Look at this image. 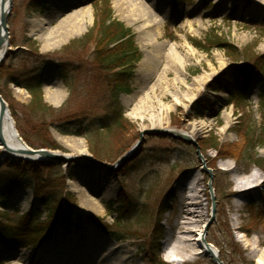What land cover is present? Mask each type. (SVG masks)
Here are the masks:
<instances>
[{
  "label": "rangeland",
  "instance_id": "rangeland-1",
  "mask_svg": "<svg viewBox=\"0 0 264 264\" xmlns=\"http://www.w3.org/2000/svg\"><path fill=\"white\" fill-rule=\"evenodd\" d=\"M34 1L13 0L10 48L0 68L2 96L17 130L21 128L28 137L38 138L46 119L48 135L61 150L45 149L79 157L76 141H81L87 156H93L86 135L107 127L115 108L110 104L107 73L95 64L93 44L77 41L93 27L106 0H42L39 10L32 7ZM107 1L114 18L132 29L142 58L144 51L151 54L144 68L142 61L137 65L131 93L120 95L126 124L111 136L105 133L97 146L109 160L99 161L112 166L140 141L143 132L131 115L135 100L146 96L154 109L159 104L170 108L166 127L147 130L172 132L170 126L181 131L192 123H203L206 129L189 137L196 146L146 135L141 152L116 170L87 161L54 165L64 184L50 180L47 173L41 179L26 176L11 196L0 200V224L13 234L0 240V264H84L77 257L100 246L107 250V261L101 264H214L208 253L192 257L175 251L197 249V235L202 227L203 234L211 219L210 176L205 166L214 175L218 203L208 243L224 264H259L264 256V171L247 156L236 161L229 150L241 144L246 127L254 122L256 138L264 141V8L257 11L254 0H224L222 9L213 0H142L151 14L134 11L132 18L127 3ZM135 1L129 4L132 10ZM88 9L91 19L85 16L81 24L74 21L68 26L73 35L55 44L43 39L65 15ZM72 42L77 43L67 50ZM169 53L179 66L171 64ZM232 53L238 61L230 57ZM252 66L256 71L252 81L239 84L244 75L238 78V69ZM33 80L40 81L45 103L53 108L39 115L28 108L31 92H18ZM216 80L223 88L220 93L207 89ZM56 92L63 95L59 102ZM228 115L229 127L222 132ZM215 138L224 146L220 152L203 148L206 141L214 145ZM255 145L258 157L264 159V147ZM4 166L6 162L0 168ZM114 173L120 175L115 178ZM110 184L113 188L106 190ZM249 185L253 190L235 191L237 186ZM190 196L198 207L188 215L181 209V198ZM88 197L98 205L88 202ZM163 203L166 209L161 212ZM159 220L163 237L157 241L153 231ZM25 228L30 231L27 237H15ZM156 245L161 251L155 250ZM75 251L81 254L72 258ZM168 256L175 262L167 261Z\"/></svg>",
  "mask_w": 264,
  "mask_h": 264
},
{
  "label": "trees",
  "instance_id": "trees-1",
  "mask_svg": "<svg viewBox=\"0 0 264 264\" xmlns=\"http://www.w3.org/2000/svg\"><path fill=\"white\" fill-rule=\"evenodd\" d=\"M41 3L42 0H35L32 7L35 10H39L42 7ZM101 7L102 9L97 16L93 27L85 36L82 37V39L78 40L77 42L84 44L86 43L88 45L93 44V56L95 64L107 73V81L110 82L109 87L111 89L112 97L110 104L115 108L113 113H111L109 116L111 121L107 124V127H99L98 129L86 135V139L89 141L90 151L93 157L98 160L106 161L109 159L104 156L103 152L100 151L97 145L103 141L102 138L105 137V133L106 137L110 134H115L116 132L122 130L126 124V120L123 116V108L120 103V95L123 93H131V82L134 79L136 67L142 59V53L137 45L135 34L133 33L132 29L128 28L124 23L114 18V11L110 6L109 1H104V5ZM77 42L70 43L66 49L68 50ZM198 45L200 44H197V46ZM198 47L204 49L202 46ZM229 55L234 61L239 60L238 56L235 57L234 53ZM242 70L244 71V74L242 73ZM238 71V78L240 74L242 76L244 75V79H241L240 81L236 80L238 83L241 81L247 83L251 77L256 74V71L253 70V66L243 67V69H238ZM11 82L17 84V82H14L13 80ZM21 87L26 88L32 94L31 102L28 105V108L32 111V113L39 115L43 114L47 110L53 109L45 103L43 90L39 80H33ZM234 88L238 89V85L236 84ZM207 89L211 92L218 93L223 91V88L219 85L217 80L211 81L207 85ZM262 104H264V100ZM52 112L54 114V111ZM42 121V125L37 131L38 138L28 137L22 132L21 128H18L22 138L34 148L40 146V148L61 150L60 146L48 135V124L46 119H42ZM255 128V122L250 127L247 126L244 135L242 136L241 144L231 148L229 152H231L230 156L236 161L247 156L245 158H247V160H249L252 165H256L264 171V159L259 158L258 154L255 152V144L258 143V146L264 147V141L261 140V137L256 138L257 134ZM103 132L104 134H102ZM75 135L83 136V134ZM214 141V145H209V141L202 143L203 148H207V150L214 149L216 152H220L224 146H222L217 138H215ZM54 169V164L48 162H9L6 160V166H4L3 169L0 168V200H4L12 195L17 187L23 182V179L28 175H33L37 179H41L47 173L50 180H53L55 183L62 182L61 180H63L64 177L58 178L59 176L54 172ZM67 173L69 178L73 177L72 166H69ZM119 175L120 174L114 173L113 177L116 178ZM61 184L64 183L62 182ZM165 209L166 207H164L163 203L160 207V211L164 212ZM50 212L53 213V208H50ZM121 219L123 220L122 217ZM160 224L161 220L157 221V225L153 231V235L157 241L161 240L163 237V231L159 226ZM102 229L105 228L102 227ZM24 231L25 233L22 234H29L28 228H25ZM11 235L13 234L10 232V230L6 226L0 224V238L8 239L7 237ZM155 250L157 252L161 251L160 245H156ZM158 264H163V262H159Z\"/></svg>",
  "mask_w": 264,
  "mask_h": 264
},
{
  "label": "bare ground",
  "instance_id": "bare-ground-1",
  "mask_svg": "<svg viewBox=\"0 0 264 264\" xmlns=\"http://www.w3.org/2000/svg\"><path fill=\"white\" fill-rule=\"evenodd\" d=\"M117 1H120L123 5H126V3H127V6H128L127 8L129 9V11H131L132 18H134L133 15H135L134 11H137V12L141 11L142 13L144 11V12H146L145 14H147V11H148V13L151 14L148 10L149 7L142 0H136V1L135 0H117ZM134 1L136 2V6L135 7L133 6L134 9L132 10L131 5H129V4H130V2H134ZM200 1H203V0H199V2ZM213 1L216 2L217 8H220V9L223 8V4L225 2L224 0H213ZM254 1H255V5L257 7V11L259 8L260 9L264 8V1H262V0H254ZM8 5H9V0H0V16H2L4 14V12L8 9ZM90 13H91V10L88 9V10H83V11H81V10L80 11H73V12L69 13L68 15H65V17H63L60 20L57 27H55L51 31L47 30L43 39L45 41L47 40L46 43H49V44L52 42H53V44L57 43V39H59L61 42L63 39H66L67 37H70V35H73L72 31L68 30V26H72L74 21H76V23L81 24L80 20L85 16L87 17V20H88V18L91 19ZM254 13L255 12H253L252 15H255ZM87 20H86V24H87ZM76 25H78V24H76ZM9 40L5 46L6 48H8V50L10 48ZM7 45H8V47H7ZM50 46H52V44ZM144 52H145V57L142 60V62L140 63L141 68H144L147 65L146 58L148 59V56L151 54V52H149V51H144ZM4 55H5V53L2 51L0 53V59L4 58L5 57ZM166 57L170 60L172 65H174V66L178 65L179 66V63H178V61L174 55L169 53V55ZM159 63L160 62H158V65H157V63L155 64V68L159 67ZM162 77H160L161 80H163ZM59 87H61V86H59ZM18 92L24 93L25 91L22 89H19ZM48 93H50V92L48 91ZM54 95L56 96L55 101H57V102L61 101V99L63 98V95H60V92H56V93H54ZM135 101H136V108L134 109L131 117L137 123L140 132H144L145 130H147L149 128H164V127H166L165 124H167V119H168L167 116L170 113L169 107H164L161 104H159V108L154 109L153 105L151 107L152 101L149 100V97H147V96L143 97L141 99H138V100L136 99ZM175 104L177 106L182 105V103L178 100H175ZM148 105L150 107H148ZM229 118H230L229 115L227 117H225L226 122H225V126H224L222 132H225L226 129L229 127V120H228ZM167 129L171 130L172 132H174L176 134H179V135H182L185 137L195 138L204 132V130L206 129V126L203 123H192V124H189L187 126L186 130L178 131V130L171 128L170 126L169 127L167 126ZM2 133H3L2 136L4 137L7 145L15 148L16 150H20L21 146L18 144L17 138L15 136V131H14V129L12 127V123L10 121L7 120L4 122ZM76 142L78 143V145H77L78 154L86 155V156L89 155L87 150H86L85 145L81 141H76ZM0 150L4 154L5 157H8L10 159H14L13 156L9 155L6 152V148L4 146L0 145ZM250 186L251 185H249L247 187H243V188H239L240 186H237L235 188V191L238 193H244V192H247L248 190H253V189H249ZM195 187H196V184H195ZM112 188H113V186L110 184L107 186L106 190H109V189L111 190ZM195 199L196 198H193L192 196H190V198L187 197V199L186 198L184 199V197L181 198V209L185 214L189 215L191 211H194V210H191L192 207L193 208L198 207V202ZM87 201L93 205H98L93 197H88ZM202 230H203V227L197 235L199 237L195 240L197 242V249H195V247H190L189 249H186V250H178V251L175 250V251L178 252V254H183L185 252H189V254L192 257L197 256V255L206 256V254L208 252L206 250V247L202 243V239H201ZM106 252H107L106 246H100V247L95 248L92 251L84 252L82 255H79V257H77V256H78V254H81V253L80 252L77 253V251H75L73 253L74 255H72V258L77 257V260H80L84 264H101V263L107 261ZM166 260L171 261V262H175V260L173 258H171L170 256H168L166 258ZM259 264H264V256L259 259Z\"/></svg>",
  "mask_w": 264,
  "mask_h": 264
},
{
  "label": "water",
  "instance_id": "water-1",
  "mask_svg": "<svg viewBox=\"0 0 264 264\" xmlns=\"http://www.w3.org/2000/svg\"><path fill=\"white\" fill-rule=\"evenodd\" d=\"M13 7V0H9L8 9L4 12L2 16H0V53L3 51L5 53L4 56H6V53L8 51V48H6V44L8 40L10 39V33H9V18L11 16V11ZM8 47V45H7ZM4 58L0 59V67L4 61ZM10 121L12 123V127L15 131V136L17 138L18 144L21 146L20 150H16L15 148L9 146L6 144V141L4 137L2 136L3 132V125L5 121ZM166 136V137H172L175 139H180L186 143H190L194 146H196L195 142H193L189 137H185L179 134H176L174 132L170 131H163V130H146L141 134L140 141L136 144L133 150H131L127 155H125L123 158L118 160L114 165L110 166L106 163L100 162L97 159H94L93 156H86L82 155L79 157L72 156V155H63L58 152L50 151L48 149H34L31 148L26 144V142L22 139L20 136L17 128L16 123L14 119L12 118V114L10 112V108L8 103L3 98L1 91H0V145L4 146L6 148V152L13 156L15 159H20L24 161L29 162H49L54 165H65L68 166L70 163H77L80 161H87L89 163H92L97 166H103V168L108 170H116L119 166H122L125 164L129 159L135 158L140 152L142 145L144 144V136ZM198 155H200L198 151ZM5 158L4 154L0 155V165L3 163V159ZM206 171L208 172L210 176V181L208 183L209 192L211 195V202H212V215L211 219L204 228L203 234H202V243L206 247V250L213 259L214 264H224L214 247L208 243L206 237L208 235V231L210 227L213 225V223L216 221V215H217V200L216 195L214 193L213 188V178L214 175L212 173V170L207 169L205 166Z\"/></svg>",
  "mask_w": 264,
  "mask_h": 264
}]
</instances>
